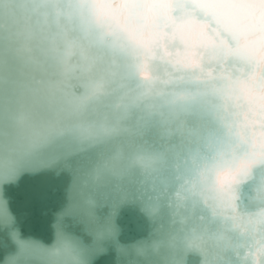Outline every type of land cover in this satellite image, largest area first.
Instances as JSON below:
<instances>
[{
	"label": "snow or ice",
	"instance_id": "1",
	"mask_svg": "<svg viewBox=\"0 0 264 264\" xmlns=\"http://www.w3.org/2000/svg\"><path fill=\"white\" fill-rule=\"evenodd\" d=\"M23 176L59 202L49 242L19 228ZM105 241L113 264H264V0H0V264Z\"/></svg>",
	"mask_w": 264,
	"mask_h": 264
},
{
	"label": "water",
	"instance_id": "2",
	"mask_svg": "<svg viewBox=\"0 0 264 264\" xmlns=\"http://www.w3.org/2000/svg\"><path fill=\"white\" fill-rule=\"evenodd\" d=\"M31 181L28 176L20 178L18 184L7 190V195L11 200V207L19 221V228L25 237H35L44 242H49L53 238L52 224L55 218V212L59 202H49L46 205H30L28 203V194L31 188ZM97 215L103 217L107 212L105 207L96 209ZM72 224L73 221H67ZM77 234H80V227L74 229ZM135 237L125 233L120 237L122 244L129 243ZM91 236H84L86 244L92 243ZM103 247L108 251L107 255L99 256L94 259L93 264H113L115 252L110 242H103Z\"/></svg>",
	"mask_w": 264,
	"mask_h": 264
}]
</instances>
